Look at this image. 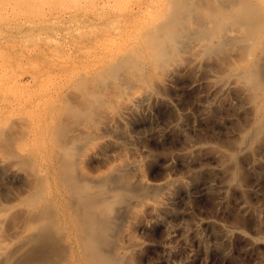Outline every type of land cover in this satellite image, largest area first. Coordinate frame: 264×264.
Returning a JSON list of instances; mask_svg holds the SVG:
<instances>
[{
	"label": "rangeland",
	"instance_id": "374dc122",
	"mask_svg": "<svg viewBox=\"0 0 264 264\" xmlns=\"http://www.w3.org/2000/svg\"><path fill=\"white\" fill-rule=\"evenodd\" d=\"M167 3L0 0V106L13 108L0 114V235L19 246L9 264L32 249L14 228L40 208L50 224L38 242L53 248L20 264L86 261L66 158L89 184L128 180L106 189L126 197L108 235L121 264H264V136L241 79L246 34L192 35L171 53L153 44Z\"/></svg>",
	"mask_w": 264,
	"mask_h": 264
},
{
	"label": "bare ground",
	"instance_id": "6f19581e",
	"mask_svg": "<svg viewBox=\"0 0 264 264\" xmlns=\"http://www.w3.org/2000/svg\"><path fill=\"white\" fill-rule=\"evenodd\" d=\"M203 2L204 3H200V0H168L166 10L164 11L163 14V18L155 23L156 25L154 26L155 27L154 29L157 30L156 33H154V35L150 34L153 35V38L154 37L158 38L161 35V37L157 39L158 42H156L155 40V42L153 41V44L158 43L159 45L160 43V46H162L163 49L166 50L169 49L170 51L172 50L171 53H173V50L177 46H180L181 44L187 42L186 40L188 38L191 39L192 35H195L197 37L198 36L204 37L207 40V42L214 40L217 43L220 41H224L225 39L230 37L233 38V35L235 34L237 35L238 33L240 34L243 33V36L244 34H246L245 37H243L241 34V36L244 38L243 44H245L243 45V48L246 47L247 50L250 51L252 58L249 62H247L248 69L246 71L244 70L245 72L241 73L242 74L241 79L245 81L244 82L245 84L248 83L250 88L251 98L256 100L257 102L256 104L257 114L254 113L255 116L257 115L256 117L257 119L255 120L256 121L255 124L253 123L254 125H256V129L253 128L254 130L253 129L252 130L253 131L256 130L257 135L264 136V71L262 70V65H261L262 62H264V0H217L218 5L215 6L214 8L209 7L210 4H208L204 0ZM228 2H232L230 7L224 8L221 6ZM257 15L260 16L259 19L256 18ZM211 27L216 28L218 32L217 36H215L216 37L215 39H210L211 37H209L211 35L209 32L212 29ZM158 30L162 31L163 34L161 32L160 34ZM240 34L237 36H240ZM248 47L250 48L248 49ZM255 50L260 51L262 56L260 55L259 58L256 57ZM166 52H163V55L164 53L166 54ZM164 56L163 58H165ZM113 63L114 61L111 63L112 66L114 64H117V63L114 64ZM17 80L15 81L16 83L18 82ZM12 82L14 83V81ZM125 100L123 101L125 102ZM26 101H28V99H26ZM7 103L10 104V102ZM5 107L0 106V114H4V110H8L9 108H11V107L8 108V106ZM253 131L250 132L251 135L253 134ZM66 159L62 160V162H64V165L60 166L61 167L60 174L61 176L63 175L61 179L62 182H64L65 184L64 185L65 188L63 187L64 193L67 195L65 197H68L73 202L71 206L72 208L70 209L68 216L72 214L71 212L73 210L72 218H74L76 225L72 224L73 223L72 220L70 221L72 222L70 223V225L72 226L74 225V227L76 226L77 230L79 231L80 234L79 238L81 240L80 247L82 246L81 249H85L86 247H89V252H87L88 254L85 253L86 249L83 251V253L81 252L82 254H87L86 257L84 255V257L82 258L86 260L85 261L86 264H121V258L113 254L112 251L109 252L111 250L110 249L111 247L109 246L110 240L108 239L109 238L108 235L109 233H111L110 231L114 223L112 211L115 208V206L113 207V205L114 203L122 202V200L125 199L126 197H123L124 194L121 191L120 193H118V196H113L112 195L113 193L111 195H107L106 189L109 188L108 186L110 183H112V185L114 184L113 186L118 189H128L127 188L128 187L127 185H129L128 180L125 178L123 173L119 171L120 174L118 173V175L112 178L110 175H109L110 177H101V178L96 176L98 179L94 177V179H96L94 181L92 180L93 179L92 176L90 180H92L93 183L89 184V182L85 180L86 176L85 177L83 176L84 180L81 178L82 176H80L81 175L80 173L78 174V176L81 179L76 177L73 170L74 167L76 170L77 166L73 167V164L68 162L69 158L67 160ZM57 169L58 168H56L55 170L57 171ZM57 172L59 173V171ZM61 179H57V181ZM130 183H132V181ZM59 184L60 182L58 183V185ZM61 184L63 185V183ZM40 209L41 210L37 216L35 215L32 216L33 218L32 219L29 218V220L27 219V222H25V224L21 226L17 225L14 228V231L17 235H19L21 232H24L25 235L28 236L29 242L32 244L31 247L32 249H30L24 256L21 255L15 258L14 260L12 259L13 261L12 260L11 261L13 264L14 263L20 264V262H22L23 260L31 259L33 255L37 253L38 250L41 251L44 250L45 253L48 251V249L51 251V247L53 248V246L50 245V242L44 243L45 242L44 241L43 242L44 244L38 242V240H40L39 237L40 236L42 237L44 232L47 231L48 226L50 224L49 211H45L42 208ZM70 217L71 216H69V218ZM0 230H1V224H0ZM78 248H79V244H78ZM18 249L19 246L17 247L16 245L14 248H10L11 250L10 251L8 244L2 240L0 235V264H9L10 259L14 257V254L17 252ZM107 249L109 251H107ZM42 252H38V253L42 254ZM47 254L45 253V256ZM78 259L79 258L77 257V260ZM80 263L82 264V261H80Z\"/></svg>",
	"mask_w": 264,
	"mask_h": 264
}]
</instances>
